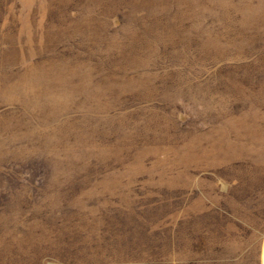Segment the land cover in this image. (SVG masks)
Listing matches in <instances>:
<instances>
[{
	"label": "rangeland",
	"instance_id": "1",
	"mask_svg": "<svg viewBox=\"0 0 264 264\" xmlns=\"http://www.w3.org/2000/svg\"><path fill=\"white\" fill-rule=\"evenodd\" d=\"M0 264H264V0H0Z\"/></svg>",
	"mask_w": 264,
	"mask_h": 264
}]
</instances>
